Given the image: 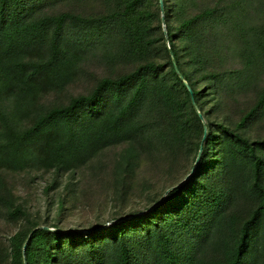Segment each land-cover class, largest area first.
<instances>
[{
    "label": "trees",
    "instance_id": "16d2710c",
    "mask_svg": "<svg viewBox=\"0 0 264 264\" xmlns=\"http://www.w3.org/2000/svg\"><path fill=\"white\" fill-rule=\"evenodd\" d=\"M43 8V0H0V170L48 168L74 175L101 150L122 145L119 165L127 178L140 164L144 141L185 146L198 124L196 160L205 125L207 132L200 163L189 178L192 168L168 189L163 203L158 199L131 217L121 214L123 219L110 226L36 223L12 235V264H259L264 139L251 140L224 122L213 123L196 83L224 80L226 71L208 62L218 49L233 47L218 39L234 32L244 62L236 76L246 81L256 76L264 62V22L247 30L240 22L233 26L228 0H211L177 23L168 0H115L110 12L99 14ZM71 28L76 32L70 34ZM102 30L120 34L105 47L104 58L135 66L98 77L90 91L72 94L66 102H41V93L76 74L96 43L88 35ZM263 105L264 85L237 126H246ZM24 117L30 122L22 123ZM211 150H217L214 169L206 159ZM245 167H250L245 187L256 205L241 215L229 207L238 189L234 179ZM180 195L185 201L168 209ZM8 205L10 217L25 212L11 201ZM157 216L169 225H161Z\"/></svg>",
    "mask_w": 264,
    "mask_h": 264
},
{
    "label": "rangeland",
    "instance_id": "374dc122",
    "mask_svg": "<svg viewBox=\"0 0 264 264\" xmlns=\"http://www.w3.org/2000/svg\"><path fill=\"white\" fill-rule=\"evenodd\" d=\"M209 2L211 0H168L172 22L177 23L181 17L199 11ZM228 2L233 11V26L240 22L241 27L247 30L264 22V0ZM43 4V10L50 13L81 9L86 13L99 14L110 12L115 6V0H43ZM162 26L167 33L166 23ZM68 32L73 34L76 29H68ZM100 33L88 35L96 43L85 53L76 74L64 84L41 93V102L46 105L66 102L72 94L90 91L98 77L117 74L135 66L131 62L121 64L106 60L103 50L114 44L120 34L109 30H102ZM236 33L238 32H234L233 36L219 37L220 43L222 41L225 46L232 44L233 47L227 48L229 50L224 48V51L218 49L211 57V62H208L212 68L226 71L224 80L200 78L196 86L203 89L205 108L213 123L224 122L251 140L264 139V105L246 126H237L241 115L256 102L264 85V62L259 63L260 71L256 76L247 81L245 77L242 80L237 78L238 71L244 68V62L238 57ZM214 38L215 35H212L211 40ZM199 75L194 74V78ZM29 122L30 119L24 117L22 123ZM198 128V124H195L194 135L185 146L171 147L157 139L152 143L144 141L140 164L135 173L127 178L119 165L122 145H112L101 150L74 175L58 174L48 168L0 170V182L5 186L0 188L1 196H5V199L0 198V264H12L9 254L12 235L17 231H25L36 223L58 224L63 228L99 224L110 226L123 219L120 218L121 214L131 217L147 207L157 205L158 199L163 203L168 198V189L194 165L200 163V160H195ZM214 151L217 150H211L206 157L212 169L217 164ZM262 155L264 157V151ZM249 170L250 167L243 168L239 177L234 179L238 189L229 207L231 213L245 215L256 205L255 196L245 187ZM202 179H205L204 175ZM184 193L187 195L189 191L185 190ZM185 195L173 200L168 209L184 202ZM8 201L22 206L25 212L17 218L10 217ZM157 220L163 226L169 225L164 217L157 216ZM180 220L178 218L177 221ZM174 226H177L176 223ZM182 231V235L186 236L187 232ZM258 258V263L264 264L263 248H260Z\"/></svg>",
    "mask_w": 264,
    "mask_h": 264
},
{
    "label": "water",
    "instance_id": "95a60500",
    "mask_svg": "<svg viewBox=\"0 0 264 264\" xmlns=\"http://www.w3.org/2000/svg\"><path fill=\"white\" fill-rule=\"evenodd\" d=\"M160 1H161V3L163 4V0H160ZM180 75L183 77L182 74H180ZM186 82H187V81H186ZM188 85H189V84H188ZM189 88L191 89L190 86H189ZM199 114H200L201 116H203V114H202L201 111H199ZM206 132H207V125H205V134H204V136H203V141H204V139L206 138ZM203 141H202L201 148H200V151H199V153H198V156H197L196 161H198L199 158H200V156H201V152H202V149H203ZM195 169H196V167L193 166L192 169H191V171H190V173L186 176L185 179L189 178V177L193 174V172L195 171ZM185 179H184V180H185ZM184 180H182L181 182H183ZM181 182H180V183H181ZM180 183H178V184L175 185V186H178ZM101 227H103V225H102ZM25 248H26V243H25V245H24V252H25Z\"/></svg>",
    "mask_w": 264,
    "mask_h": 264
}]
</instances>
